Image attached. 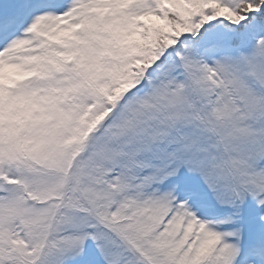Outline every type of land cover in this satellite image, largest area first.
<instances>
[{
	"label": "snow or ice",
	"instance_id": "snow-or-ice-1",
	"mask_svg": "<svg viewBox=\"0 0 264 264\" xmlns=\"http://www.w3.org/2000/svg\"><path fill=\"white\" fill-rule=\"evenodd\" d=\"M0 264H264V0H0Z\"/></svg>",
	"mask_w": 264,
	"mask_h": 264
}]
</instances>
